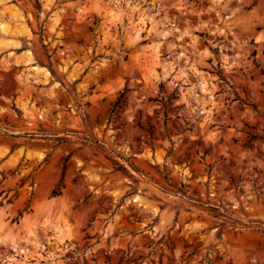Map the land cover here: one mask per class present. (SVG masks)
<instances>
[{"label": "rangeland", "instance_id": "rangeland-1", "mask_svg": "<svg viewBox=\"0 0 264 264\" xmlns=\"http://www.w3.org/2000/svg\"><path fill=\"white\" fill-rule=\"evenodd\" d=\"M0 264H264V0H0Z\"/></svg>", "mask_w": 264, "mask_h": 264}, {"label": "bare ground", "instance_id": "bare-ground-1", "mask_svg": "<svg viewBox=\"0 0 264 264\" xmlns=\"http://www.w3.org/2000/svg\"><path fill=\"white\" fill-rule=\"evenodd\" d=\"M2 29L5 30L4 27H2ZM33 68H34L35 70H40V69H41V68H39V67H33ZM38 68H39V69H38Z\"/></svg>", "mask_w": 264, "mask_h": 264}, {"label": "trees", "instance_id": "trees-1", "mask_svg": "<svg viewBox=\"0 0 264 264\" xmlns=\"http://www.w3.org/2000/svg\"><path fill=\"white\" fill-rule=\"evenodd\" d=\"M121 103V100L118 102V105Z\"/></svg>", "mask_w": 264, "mask_h": 264}]
</instances>
